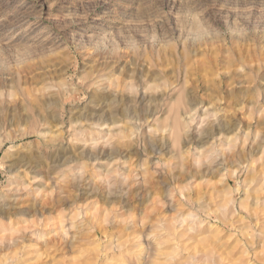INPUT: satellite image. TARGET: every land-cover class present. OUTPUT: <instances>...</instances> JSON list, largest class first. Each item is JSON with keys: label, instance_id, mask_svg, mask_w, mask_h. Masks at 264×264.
Here are the masks:
<instances>
[{"label": "clouds", "instance_id": "obj_1", "mask_svg": "<svg viewBox=\"0 0 264 264\" xmlns=\"http://www.w3.org/2000/svg\"><path fill=\"white\" fill-rule=\"evenodd\" d=\"M57 3L45 0L49 13ZM79 3L61 20L66 29L87 25L70 33L88 54L79 71L68 48L59 72L63 59L15 63L28 49L14 45L13 52L0 39V65L14 74L0 81V214L29 199L59 208L48 222L0 227V264H213V256L229 264L237 251L235 264H264V227L256 230L264 216V27L241 18L220 29L209 0H168L167 11L164 0ZM245 44H258L259 55L236 56ZM198 52L207 59H195ZM22 72L40 75L29 83L15 78ZM83 109L93 126L103 125L87 139L76 135L82 124L63 119ZM237 114L249 121L247 131ZM25 137L35 140L17 143ZM152 146L168 149L169 159L149 165ZM133 148L144 154L134 168L122 163ZM106 154L116 158L104 164ZM89 157L93 163H82ZM192 169L217 179L198 186L184 179ZM195 240L205 252L187 247Z\"/></svg>", "mask_w": 264, "mask_h": 264}, {"label": "rangeland", "instance_id": "obj_2", "mask_svg": "<svg viewBox=\"0 0 264 264\" xmlns=\"http://www.w3.org/2000/svg\"><path fill=\"white\" fill-rule=\"evenodd\" d=\"M44 5L43 14H40V5ZM209 14L213 16V19L216 21L220 29H224L227 25L232 24L234 20L243 19L245 22L260 25L264 27V0H215V5L212 6V0H209ZM80 7L79 0H59V3L55 5L54 8L51 9V13H49V9L47 4H45V0H0V39L5 41H11L10 44H7V49H11L15 52V48L13 46L21 47L22 49L27 48V51H23L20 53H16L14 59L15 63H23L29 59H36L39 61H47L49 64L54 63L57 60L63 59L64 67H61L59 63L55 64L56 69L59 72H63L65 67H67L68 62V53L64 52L63 49L68 48L72 55L75 57L77 62L79 71V67L88 63L87 55H81V53L77 50L75 44L72 42L70 38L71 32H76L82 34L87 30V25L83 23L79 27L66 29L63 28L61 24V20L63 19L62 13L72 8L75 10ZM169 8L168 0H164V10L167 11ZM104 9H99V12H102ZM124 9H120V12H123ZM100 21L93 20L92 17H88V24H98ZM57 24H61L58 28ZM253 38H260L259 33H254ZM77 40L80 39V36L77 35ZM238 39V38H237ZM59 55H56V54ZM4 55L7 56L8 52L5 51ZM235 55L238 57H248L251 58L253 56L259 55V45L250 46L248 44L243 45L242 47L237 45ZM195 59L204 61L207 59L205 52H198ZM220 61L223 62V56H220ZM161 62L166 64V57H161ZM126 63V61H121V64ZM40 67H43L41 64ZM7 65H0V81L8 79L10 74L6 71ZM147 71V69H145ZM197 72H202V67H197ZM40 75L39 72L36 73H27L22 72L17 79L21 81L27 80L31 83L34 79H36ZM10 83V81H9ZM227 82L225 81V84ZM201 93L203 94L207 89L204 84L199 85ZM243 89H238L237 91H242ZM30 91V89H29ZM225 97L228 99V93L225 91ZM9 103H12L9 101ZM21 101H15L16 107L19 108L21 106ZM11 111V109H9ZM163 118V117H162ZM11 120V116L9 117ZM63 119L68 122L70 125L72 122L76 124H82L83 127H78L76 129V135L78 137L87 139L88 136L93 134L94 132H99L100 127L103 125L100 124V127H95L92 124L94 116L87 109H83L82 111H73L72 113H65ZM236 120H239L243 126L245 131L249 128V121L244 119L243 114H237ZM23 126V122L21 123ZM12 125H9L8 131L11 130ZM227 134V133H225ZM67 135V133H65ZM35 140V137H25L22 141H17V143L27 144ZM132 153L135 155H127L123 157L122 163L129 164L130 167L139 166L142 163L144 154L141 152H137L136 149H132ZM2 155V153H0ZM148 155L151 157L148 160V164L151 165L153 161H158V158L162 155L164 161L166 162L171 153L168 149H164L161 152L159 146H152L148 148ZM259 155L258 151L253 152V158ZM116 157L107 156L103 160L104 164H109ZM82 163H93L91 158L88 160L82 161ZM260 168L257 166V171ZM47 173L44 170H39L38 175L43 176ZM175 175L179 176L180 174L177 172ZM195 178L198 186L199 182L204 180H215L216 176H213L211 173L208 176H197L195 174V169H192V177H185V180ZM228 186H234L232 180L227 181ZM7 186V185H6ZM34 187H36L34 185ZM135 191V190H134ZM206 191H211V189H206ZM2 195V193H0ZM199 195V191L193 193V196ZM211 196H206L205 200L211 199ZM81 200L83 198L81 197ZM137 203H139L137 201ZM63 207L67 209L68 202H65ZM39 209V211H37ZM264 211V208H262ZM59 208L53 207H45L44 204H34L32 200H22L19 206L16 209L15 213H2L0 214V220L3 221L2 226H9L10 222L19 223L21 220L27 221L29 219H44L45 222H48L52 218L58 217ZM48 220V221H47ZM255 222V221H253ZM261 227H264V216H260L259 218V227H257V231L260 230ZM96 236H100L101 233L98 230L95 233ZM229 245V249L232 248L233 244ZM189 249L193 252H205L207 245L202 246V242L200 240H195L192 243L187 245ZM218 249L216 247H212L211 251L215 252ZM192 253L190 252L189 255ZM227 255V253H225ZM239 252L237 251L231 259L229 260V264H235L236 259L238 258ZM199 259V257H197ZM216 262V257L213 256V264ZM48 264H53V261H49ZM259 264V261H257Z\"/></svg>", "mask_w": 264, "mask_h": 264}, {"label": "bare ground", "instance_id": "obj_3", "mask_svg": "<svg viewBox=\"0 0 264 264\" xmlns=\"http://www.w3.org/2000/svg\"><path fill=\"white\" fill-rule=\"evenodd\" d=\"M48 221V220H47ZM2 227V226H1ZM4 227V226H3Z\"/></svg>", "mask_w": 264, "mask_h": 264}]
</instances>
